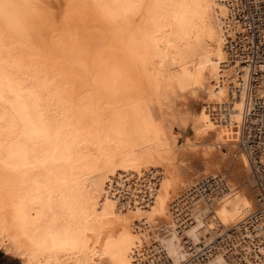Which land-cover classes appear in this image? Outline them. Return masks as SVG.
Segmentation results:
<instances>
[{
	"label": "bare ground",
	"instance_id": "6f19581e",
	"mask_svg": "<svg viewBox=\"0 0 264 264\" xmlns=\"http://www.w3.org/2000/svg\"><path fill=\"white\" fill-rule=\"evenodd\" d=\"M239 5L0 0V251L264 264L240 145L253 103L230 50ZM208 179L219 187L204 193Z\"/></svg>",
	"mask_w": 264,
	"mask_h": 264
},
{
	"label": "built area",
	"instance_id": "2783aa9c",
	"mask_svg": "<svg viewBox=\"0 0 264 264\" xmlns=\"http://www.w3.org/2000/svg\"><path fill=\"white\" fill-rule=\"evenodd\" d=\"M239 2L240 8L234 10L235 15L232 18L241 27V33L230 44V50L232 59L239 63L237 75L240 78L243 69H246L245 87L251 94L253 103L251 113H247L245 118L243 126L245 129L240 145L257 181L262 211L251 216L248 227L264 235V0ZM241 84L240 79L239 87ZM218 187L219 183L216 180L208 179L201 182L199 189L206 193L207 189L217 190Z\"/></svg>",
	"mask_w": 264,
	"mask_h": 264
},
{
	"label": "crops",
	"instance_id": "0c3cea01",
	"mask_svg": "<svg viewBox=\"0 0 264 264\" xmlns=\"http://www.w3.org/2000/svg\"><path fill=\"white\" fill-rule=\"evenodd\" d=\"M0 254L2 255V262H0V264H22L20 260L5 254L3 251H0Z\"/></svg>",
	"mask_w": 264,
	"mask_h": 264
},
{
	"label": "trees",
	"instance_id": "16d2710c",
	"mask_svg": "<svg viewBox=\"0 0 264 264\" xmlns=\"http://www.w3.org/2000/svg\"><path fill=\"white\" fill-rule=\"evenodd\" d=\"M0 262H2V255L0 254Z\"/></svg>",
	"mask_w": 264,
	"mask_h": 264
}]
</instances>
